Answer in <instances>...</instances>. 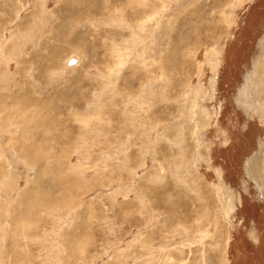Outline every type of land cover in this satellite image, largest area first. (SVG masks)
<instances>
[{"label":"rangeland","instance_id":"rangeland-1","mask_svg":"<svg viewBox=\"0 0 264 264\" xmlns=\"http://www.w3.org/2000/svg\"><path fill=\"white\" fill-rule=\"evenodd\" d=\"M0 264H264V0H0Z\"/></svg>","mask_w":264,"mask_h":264},{"label":"water","instance_id":"water-1","mask_svg":"<svg viewBox=\"0 0 264 264\" xmlns=\"http://www.w3.org/2000/svg\"><path fill=\"white\" fill-rule=\"evenodd\" d=\"M71 63H73L72 60H71Z\"/></svg>","mask_w":264,"mask_h":264},{"label":"bare ground","instance_id":"bare-ground-1","mask_svg":"<svg viewBox=\"0 0 264 264\" xmlns=\"http://www.w3.org/2000/svg\"><path fill=\"white\" fill-rule=\"evenodd\" d=\"M258 74V73H257Z\"/></svg>","mask_w":264,"mask_h":264}]
</instances>
